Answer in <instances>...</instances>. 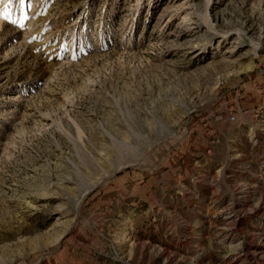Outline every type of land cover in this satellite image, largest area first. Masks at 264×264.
Wrapping results in <instances>:
<instances>
[{
    "label": "rangeland",
    "instance_id": "obj_1",
    "mask_svg": "<svg viewBox=\"0 0 264 264\" xmlns=\"http://www.w3.org/2000/svg\"><path fill=\"white\" fill-rule=\"evenodd\" d=\"M25 2L0 264H264V0Z\"/></svg>",
    "mask_w": 264,
    "mask_h": 264
},
{
    "label": "snow or ice",
    "instance_id": "obj_2",
    "mask_svg": "<svg viewBox=\"0 0 264 264\" xmlns=\"http://www.w3.org/2000/svg\"><path fill=\"white\" fill-rule=\"evenodd\" d=\"M20 4L22 8L27 7L25 0H20ZM0 16H2L4 19L8 20L11 23H16V21L11 20L9 5H5L4 10L0 11ZM21 19H26V15L22 13Z\"/></svg>",
    "mask_w": 264,
    "mask_h": 264
},
{
    "label": "bare ground",
    "instance_id": "obj_3",
    "mask_svg": "<svg viewBox=\"0 0 264 264\" xmlns=\"http://www.w3.org/2000/svg\"><path fill=\"white\" fill-rule=\"evenodd\" d=\"M84 194H85V193H84ZM83 198H84V195L81 197V199H79V200H78V203H77V204H78V206H80V204H81V201L83 200ZM241 211H242V210H241Z\"/></svg>",
    "mask_w": 264,
    "mask_h": 264
}]
</instances>
